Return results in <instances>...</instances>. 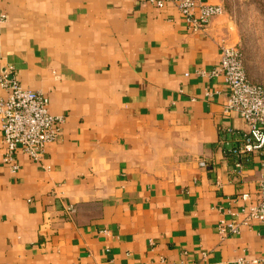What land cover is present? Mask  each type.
I'll list each match as a JSON object with an SVG mask.
<instances>
[{"label": "crops", "instance_id": "crops-1", "mask_svg": "<svg viewBox=\"0 0 264 264\" xmlns=\"http://www.w3.org/2000/svg\"><path fill=\"white\" fill-rule=\"evenodd\" d=\"M239 40L227 12L192 32L144 0H0V70L64 117L14 171L0 127V264H264V225L242 214L264 156L236 172L246 125L210 73Z\"/></svg>", "mask_w": 264, "mask_h": 264}, {"label": "built area", "instance_id": "built-area-1", "mask_svg": "<svg viewBox=\"0 0 264 264\" xmlns=\"http://www.w3.org/2000/svg\"><path fill=\"white\" fill-rule=\"evenodd\" d=\"M156 7L171 5L183 15L192 32L206 30L215 16L225 12L222 4L208 0H144ZM212 75H222L229 88L224 110L234 111L243 119L246 127L239 133L237 144L230 152L235 156L234 168L240 171L250 155L264 156V86L251 81L244 66L243 53L236 44L220 45L219 64L210 71ZM0 87L7 91L6 97H0V127L5 153L1 159L16 170L15 152L21 151L33 161H40L45 145L58 138L62 115L49 113L48 98L44 93L21 85L12 66L0 70ZM200 162V165H204ZM256 201L242 209L243 223L257 221L264 225V158L261 162ZM246 199L247 195L242 194ZM68 211L73 212L70 207ZM238 231L234 225L221 218L218 222V234L224 237Z\"/></svg>", "mask_w": 264, "mask_h": 264}, {"label": "rangeland", "instance_id": "rangeland-1", "mask_svg": "<svg viewBox=\"0 0 264 264\" xmlns=\"http://www.w3.org/2000/svg\"><path fill=\"white\" fill-rule=\"evenodd\" d=\"M222 5L239 29L237 46L250 69L249 78L264 85V0H222Z\"/></svg>", "mask_w": 264, "mask_h": 264}]
</instances>
